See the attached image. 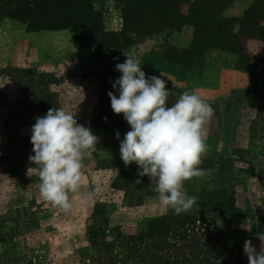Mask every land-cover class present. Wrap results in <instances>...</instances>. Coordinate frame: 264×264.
Listing matches in <instances>:
<instances>
[{"label": "rangeland", "instance_id": "rangeland-1", "mask_svg": "<svg viewBox=\"0 0 264 264\" xmlns=\"http://www.w3.org/2000/svg\"><path fill=\"white\" fill-rule=\"evenodd\" d=\"M93 1L102 12L105 30H120L122 4L118 0ZM253 1L233 0L223 14L242 16ZM188 7L184 3L181 11L186 13ZM168 31L138 39L125 53L139 60L146 75L166 81L169 106L183 92L194 91L212 107V117L204 126L206 148L198 165L203 174L185 181L184 190L195 202L217 188L235 194L244 214L221 222L248 262L245 240H251L259 251L255 233L264 231V131L254 125L261 108L257 85L264 83V38L241 39V54L246 53L249 60L231 50L208 48L193 62L181 63L173 60L178 49L172 45H189L192 34L190 38L184 35L187 42L178 43L176 31ZM115 64L97 57L92 47L76 46L72 28L29 31L21 21L0 17V233H4L0 258L24 257L29 264H83L92 252V227H103L108 237L117 231L132 234L172 211L160 204L155 192L138 197L142 190H137L133 179H140L143 186L149 179L132 178L130 174L138 173L137 165L125 166L120 158L115 133L119 131L122 139L130 125L122 114L113 112L108 96L109 91L115 92L112 82L120 75ZM29 68L45 74L41 89L50 79L48 74L56 79L49 85L56 94L43 95L50 102L47 108L36 106L31 111L23 105V97L39 94L35 89L22 95L16 81L20 70ZM54 107L74 115L97 136L96 151L82 162L80 188L69 193L72 209L68 213L40 197L32 162L20 166L21 176L12 166L32 144L27 143L30 148L20 147V141L12 144L8 121L18 120L17 133L30 137L35 118ZM96 188L98 194L89 199L87 194ZM127 264L142 263L133 260Z\"/></svg>", "mask_w": 264, "mask_h": 264}, {"label": "trees", "instance_id": "trees-1", "mask_svg": "<svg viewBox=\"0 0 264 264\" xmlns=\"http://www.w3.org/2000/svg\"><path fill=\"white\" fill-rule=\"evenodd\" d=\"M118 1L122 4L123 17L120 30H105L102 12L95 8L93 0H0V17L21 21L29 31L72 28L76 46L92 47L97 57L108 58L114 63H123L125 50L138 39L159 35L166 30L179 31L184 26L192 28L190 44L182 47L172 45L173 49H178L173 60L181 63L193 62L208 48H222L241 54L244 50L243 37L264 38V0H254L239 17L223 14L233 0ZM184 3L189 6L186 13L181 11ZM241 55L250 59L244 52ZM184 58L187 61L182 62ZM241 60L238 63L241 64ZM20 73L16 81L21 86L22 95L35 89L39 91L35 96L23 97L25 109L32 111L36 106L47 108L50 102L43 95L56 94L49 88L55 77L48 74L50 79L41 89L45 74L38 75L32 68L21 69ZM27 75L31 76L30 79L23 80ZM257 95L261 99V108L254 125L262 132L264 83L257 85ZM8 123L11 143L20 141V147L30 148L27 144L31 143L30 137H21L17 133L19 121L11 119ZM22 154L23 159L20 156L13 162L15 172L20 170L21 165L31 163L29 155L34 153L31 149ZM130 175L140 178L138 173ZM135 184L137 190H142L139 198L144 194H154L155 185L150 181L147 186ZM243 214L235 194L225 188H217L195 202L190 210L179 215L171 211L156 217L137 233L117 231L108 237L103 227H92L89 231L92 252L84 258L83 264H127L133 260L142 264H249L241 248L229 239L221 222L225 217ZM3 238L4 233H0V241ZM0 264L29 263L24 257L6 256L0 258Z\"/></svg>", "mask_w": 264, "mask_h": 264}, {"label": "clouds", "instance_id": "clouds-1", "mask_svg": "<svg viewBox=\"0 0 264 264\" xmlns=\"http://www.w3.org/2000/svg\"><path fill=\"white\" fill-rule=\"evenodd\" d=\"M125 56L123 63L115 64L120 73L112 82L115 92H108L113 112L122 114L130 125L122 139L119 131L115 133L120 158L125 166L134 162L138 176H147L155 185L153 191L160 204L179 215L190 210L196 200L186 193L184 182L203 174L198 165L206 148L204 126L213 109L194 91L183 92L169 106L166 81L146 75L138 59ZM30 142L34 154L29 160L37 169L40 197L70 212L69 193H77L80 188L82 162L96 151L97 136L90 127L79 124L74 115L54 107L35 118ZM98 192L96 188L87 196L91 199ZM241 227L251 231L245 225ZM255 235L260 241L259 251L251 240H245L244 253L249 264H264V231Z\"/></svg>", "mask_w": 264, "mask_h": 264}, {"label": "crops", "instance_id": "crops-1", "mask_svg": "<svg viewBox=\"0 0 264 264\" xmlns=\"http://www.w3.org/2000/svg\"><path fill=\"white\" fill-rule=\"evenodd\" d=\"M192 28L190 26H184L181 30L179 31H176V41L178 43H180L181 40H183V42H187L186 39L184 38V35H187L188 38L191 37V34H192ZM182 43V42H181ZM180 46V45H179ZM183 46H186V45H183Z\"/></svg>", "mask_w": 264, "mask_h": 264}]
</instances>
